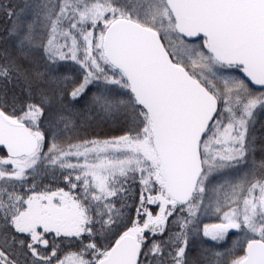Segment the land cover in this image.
I'll list each match as a JSON object with an SVG mask.
<instances>
[{
	"label": "snow or ice",
	"instance_id": "6c2138e0",
	"mask_svg": "<svg viewBox=\"0 0 264 264\" xmlns=\"http://www.w3.org/2000/svg\"><path fill=\"white\" fill-rule=\"evenodd\" d=\"M0 264H264V0H0Z\"/></svg>",
	"mask_w": 264,
	"mask_h": 264
}]
</instances>
